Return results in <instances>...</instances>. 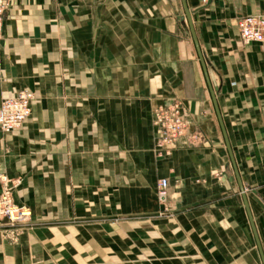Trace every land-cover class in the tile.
<instances>
[{
    "label": "crops",
    "instance_id": "0c3cea01",
    "mask_svg": "<svg viewBox=\"0 0 264 264\" xmlns=\"http://www.w3.org/2000/svg\"><path fill=\"white\" fill-rule=\"evenodd\" d=\"M9 2L0 104L35 98L0 176L32 215L0 264H264V42L238 28L264 0ZM174 102L188 132L159 155Z\"/></svg>",
    "mask_w": 264,
    "mask_h": 264
},
{
    "label": "built area",
    "instance_id": "2783aa9c",
    "mask_svg": "<svg viewBox=\"0 0 264 264\" xmlns=\"http://www.w3.org/2000/svg\"><path fill=\"white\" fill-rule=\"evenodd\" d=\"M205 2L207 0H204ZM9 0H0V42L3 39V26L5 16L9 9ZM238 28L245 43L264 42V17L244 16L238 20ZM35 95L32 91L21 89L12 96L6 97L0 104V130L8 133L15 131L32 114V102ZM183 106L180 103L158 106L153 114V126L157 131V153L169 154L177 141L183 136L185 128ZM191 140L199 139V134H187ZM0 191V219H7L11 224L26 220L31 211L15 202L13 193L8 185V178L1 177ZM169 180L161 178L158 181V197L165 202L168 196ZM167 210V208H165Z\"/></svg>",
    "mask_w": 264,
    "mask_h": 264
},
{
    "label": "rangeland",
    "instance_id": "374dc122",
    "mask_svg": "<svg viewBox=\"0 0 264 264\" xmlns=\"http://www.w3.org/2000/svg\"><path fill=\"white\" fill-rule=\"evenodd\" d=\"M174 103H179V102H174ZM173 103V104H174ZM181 104V103H180ZM156 109V108H155ZM154 109V110H155ZM153 114H154V111H153ZM184 117H185V115H184ZM185 122H186V119H185ZM186 132H188V124H187V122H186V124H185V128H184V133H186ZM192 132H194V133H197V134H199L200 135V133L198 132V131H192ZM200 138H202L201 137V135H200ZM3 175L1 174V176H0V179H1V177H2ZM10 182L8 181V185H9V187H10V189H11V192L13 193V186H11L10 184H9ZM1 187H2V184H1ZM157 196H158V186H157ZM158 199H159V197H158ZM167 200V199H166ZM159 201L161 202V200L159 199ZM166 202V201H165ZM17 203V202H16ZM161 203H164V202H161ZM18 204V203H17ZM18 205H20V204H18ZM20 206H23V207H26V208H28L30 211H31V209H30V207H28V206H26V205H20ZM164 211H168V210H163L160 214L162 215L163 214V212ZM31 215H32V211H31ZM31 215L26 219V220H24V221H21V222H18L17 224H11V222H9L7 219H4V218H2V219H0V227L1 228H6V229H8V233H9V237H8V239L10 240V241H16L17 240V238H18V229L21 227V226H24L25 224H27L29 221H30V218H31Z\"/></svg>",
    "mask_w": 264,
    "mask_h": 264
},
{
    "label": "water",
    "instance_id": "95a60500",
    "mask_svg": "<svg viewBox=\"0 0 264 264\" xmlns=\"http://www.w3.org/2000/svg\"><path fill=\"white\" fill-rule=\"evenodd\" d=\"M183 2H184V5H185V8H186L187 14H188V18H189V20L191 21L190 13H189V10H188V8H187V4H186L185 0H183ZM193 34H194V37H195V32H194V31H193ZM200 56H201V58H202L201 53H200ZM202 60H203V58H202ZM203 64H204V61H203ZM219 116H220V114H219ZM238 177H239V176H238ZM239 180H240V178H239ZM263 258H264V254H263Z\"/></svg>",
    "mask_w": 264,
    "mask_h": 264
},
{
    "label": "bare ground",
    "instance_id": "6f19581e",
    "mask_svg": "<svg viewBox=\"0 0 264 264\" xmlns=\"http://www.w3.org/2000/svg\"><path fill=\"white\" fill-rule=\"evenodd\" d=\"M190 16H191V14H190Z\"/></svg>",
    "mask_w": 264,
    "mask_h": 264
}]
</instances>
